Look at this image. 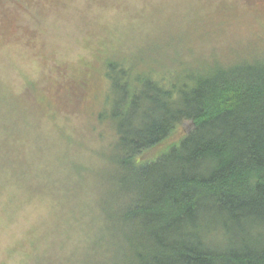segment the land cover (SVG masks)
<instances>
[{"label": "rangeland", "instance_id": "obj_1", "mask_svg": "<svg viewBox=\"0 0 264 264\" xmlns=\"http://www.w3.org/2000/svg\"><path fill=\"white\" fill-rule=\"evenodd\" d=\"M256 53L264 0H0V264H107L110 62L177 82Z\"/></svg>", "mask_w": 264, "mask_h": 264}, {"label": "trees", "instance_id": "obj_2", "mask_svg": "<svg viewBox=\"0 0 264 264\" xmlns=\"http://www.w3.org/2000/svg\"><path fill=\"white\" fill-rule=\"evenodd\" d=\"M249 57L177 82L152 74L160 61L109 63L115 107L98 117L115 140L92 249L107 264H264V55Z\"/></svg>", "mask_w": 264, "mask_h": 264}]
</instances>
